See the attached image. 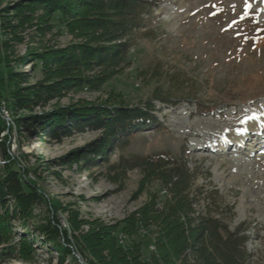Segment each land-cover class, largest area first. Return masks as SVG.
Masks as SVG:
<instances>
[{
    "label": "rangeland",
    "instance_id": "374dc122",
    "mask_svg": "<svg viewBox=\"0 0 264 264\" xmlns=\"http://www.w3.org/2000/svg\"><path fill=\"white\" fill-rule=\"evenodd\" d=\"M25 1L0 0V114L9 155L4 159L0 148V172L11 167L24 191L38 197L32 219L25 226L20 221L13 224V242L26 236L38 264H58L54 244L36 230L47 225L57 230L59 242L80 264L85 262L79 252L88 247H94L98 257L112 255L110 239L117 235L124 244L135 215L151 205L160 208L170 196L167 178L132 162L167 154L186 162L197 185L220 192L218 216L231 230L241 224L248 227L249 264H264V123L248 129L243 145L236 139L223 150L212 145L264 112V0H150L155 8L147 16L149 30L130 49L123 68L105 79L103 68L81 71L90 82L101 75L103 80L70 88L66 87L74 82L62 73L61 64L47 73L40 58H34L71 51L89 29L71 32L58 15L47 19L39 12L17 9ZM31 53L35 55L28 59ZM15 66L16 74L10 75L8 69ZM97 84L99 89L93 88ZM47 86L55 87L46 107L14 110L18 89L30 95ZM155 91L174 102L155 100ZM118 94L126 105L152 99L163 127L133 133L122 146L108 145L105 159L94 154L104 136L101 131L72 128L71 134L50 138L47 129L38 128L34 136L17 123L19 117L59 108L112 103ZM7 203L12 213L14 199ZM226 206L233 207V216ZM65 231L69 244L61 237ZM154 231L140 227L134 237L145 256L155 250ZM4 248L0 246V252ZM4 264L29 263L14 257Z\"/></svg>",
    "mask_w": 264,
    "mask_h": 264
},
{
    "label": "trees",
    "instance_id": "16d2710c",
    "mask_svg": "<svg viewBox=\"0 0 264 264\" xmlns=\"http://www.w3.org/2000/svg\"><path fill=\"white\" fill-rule=\"evenodd\" d=\"M25 2L27 3H18L17 9L39 12L41 18L47 19L58 15L71 32L82 28L89 29L84 34L85 40L71 51H50L48 54L34 58V60L40 58L43 63L42 69L47 73L55 72L53 66L61 64L62 73L68 77V80L74 82L66 88L103 80L101 75L99 78L94 77L90 82L91 79L84 77L81 71L93 72L97 68H103V72L107 73L105 79L115 74L119 68H123L130 49L149 30L150 19L147 16L151 15L155 8L150 0H26ZM33 55L35 54H28V59H33ZM12 68L8 69L9 73L15 75L16 66ZM1 77L3 75H0ZM96 86L93 88L99 89V84ZM37 87L41 88L42 85ZM53 87L55 86H47L44 90L38 89L30 95H22L21 89H18L12 100L14 110L33 111V106L46 107L50 100L47 97L48 93ZM114 97L117 101L112 103L106 101L68 109L59 108L40 115H26L19 117L17 123L34 136L38 128L47 129L50 138L71 134L72 128L78 132L86 129L101 131L104 136L94 154L105 159L108 145L118 143L122 146L133 133L152 127L156 129L163 127L154 113L156 107L152 99L145 103L126 105L123 104L121 95ZM154 99L164 103L174 102L173 98H163L158 91H155ZM5 130L6 124L0 114V148L3 158L9 159L4 144L5 139L2 137ZM86 160L89 162V157H86ZM132 164L151 170L158 178H167L164 183L170 196L160 208H152L151 205L147 212L134 214L136 218L127 227L125 233L131 239H125L124 244H120L117 235L113 240L110 239L112 246L115 247L114 257L113 254L98 257L94 247L86 249L90 250L87 256L86 250L82 247L83 251L79 253L85 264L250 263L251 254L246 251V243L249 240L246 235L248 227L241 224L235 230L230 229L229 225L218 216L222 212L219 201L223 198L220 192L216 189L206 190L204 186L197 185L196 176L190 173L183 159L160 154L137 158ZM9 198L15 201L12 213L7 210ZM37 201L36 194L24 191L15 170L8 166L0 172V208L3 210L0 214V246H5L0 252V264L11 262L14 257H19L29 264L39 263L37 253L32 249V242L26 236H22L17 243L13 242L15 240L13 224L20 221L25 226L24 222L32 219L31 211ZM226 210L229 216H233V207L226 206ZM140 227L155 230V250L150 252L149 256L143 254L140 242L134 240V237H138L137 231ZM36 230L54 244V250L60 254L58 264H80L69 247L59 242L60 236L57 235L56 229L41 225ZM61 237L66 244H69L66 231L61 233Z\"/></svg>",
    "mask_w": 264,
    "mask_h": 264
},
{
    "label": "bare ground",
    "instance_id": "6f19581e",
    "mask_svg": "<svg viewBox=\"0 0 264 264\" xmlns=\"http://www.w3.org/2000/svg\"><path fill=\"white\" fill-rule=\"evenodd\" d=\"M264 123V112L257 113L251 118L243 121L242 125L234 129L233 132L228 133L224 139L213 141L212 144L214 149L227 148L228 144L234 139L239 141L240 145L247 143V135L249 134L248 129L253 125L257 124L261 126Z\"/></svg>",
    "mask_w": 264,
    "mask_h": 264
}]
</instances>
